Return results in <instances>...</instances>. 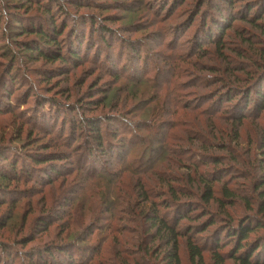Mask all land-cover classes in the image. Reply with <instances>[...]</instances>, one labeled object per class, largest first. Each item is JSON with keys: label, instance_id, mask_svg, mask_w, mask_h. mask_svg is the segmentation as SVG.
<instances>
[{"label": "rangeland", "instance_id": "rangeland-1", "mask_svg": "<svg viewBox=\"0 0 264 264\" xmlns=\"http://www.w3.org/2000/svg\"><path fill=\"white\" fill-rule=\"evenodd\" d=\"M34 1L21 13L0 8L4 19L0 25V175L10 177L7 182L0 179V188L15 194L14 201L8 194L0 206V264H27L33 250L48 246L69 253L57 252L56 258H44L43 263L40 258L32 260L37 264H134L137 260L161 264L166 249L160 241H150L156 230L146 220L152 204L170 224L178 221L176 210L194 205V219L182 221L179 230L190 232L203 247L226 225L260 219L257 186L264 174V111L254 104L239 123L229 103L219 114L202 104L216 103L219 92L225 95L231 90L239 95L251 89L256 96L257 83L264 77V18L260 19L264 0H68L62 4L64 15H53L59 30L69 25L59 38L65 44L62 62L26 56L17 48H24L35 36H21L15 26L10 27L12 14L28 26L52 30V17L47 15L51 2ZM53 11L57 12L55 7ZM215 20L230 24L222 42L216 41L220 35L213 37V43L225 46L223 53L210 41L205 43L207 57L195 56V37L203 36L204 27L213 28ZM99 27L110 33L103 35ZM71 31H76L72 46L79 49L78 61L69 57ZM8 47L21 59L16 68L3 54ZM135 50H141L143 60ZM177 56L184 61H176L174 71L172 61ZM180 98L195 108L181 110ZM41 100L55 102L40 107ZM119 117L129 126L109 125L108 142L119 145L115 154L97 149L90 154L83 143L89 131L72 123ZM152 119H157V126L164 121L167 136L151 127ZM183 122L189 137L198 138L195 142L183 141L187 138ZM115 131L118 138L112 142ZM77 138L83 141L76 143ZM184 148L193 154L184 155ZM198 155L213 164L203 165ZM38 158L46 162L37 165ZM194 160L201 175L209 174L214 180L224 176L222 183L214 184L215 200L209 205L203 201L202 181H186L189 175L196 176ZM15 162L19 169L12 173ZM53 164L60 171L47 179L45 168ZM224 185L237 196L220 205ZM174 189L179 191L177 197L172 195ZM136 203L140 206L132 214L129 207ZM165 205L173 206L171 215ZM38 218L52 222L47 232L39 233ZM214 220V226L198 233ZM259 237H264V230L252 234L250 242ZM137 241L143 245L138 247ZM179 243L182 261L191 264L187 239ZM204 258L205 264H213L208 251Z\"/></svg>", "mask_w": 264, "mask_h": 264}, {"label": "trees", "instance_id": "trees-1", "mask_svg": "<svg viewBox=\"0 0 264 264\" xmlns=\"http://www.w3.org/2000/svg\"><path fill=\"white\" fill-rule=\"evenodd\" d=\"M49 2H51L52 7L48 9V13L47 15L51 18V26H52V30H50V28H46L45 26H37L36 24H31V25H26L25 21L23 20V18H21L19 15H14L12 14L11 16L14 18L11 21V26H15V29L19 30V35L21 36H25V35H29V34H33L35 36V39L30 41V42H25L24 44V48L21 47V45H17L18 49H23V51H25V55L26 56H30V57H34L36 56L37 59H44V60H50L51 62H56V61H64L66 59V55L63 54V49L65 47L62 46V42L59 41V38L64 36V33L66 31V29H68L69 25L65 24L64 29L59 30L56 24V18L53 16L55 13L60 14V15H64V13L62 12L64 10L63 8V3L66 4V2L68 0H48ZM229 1V0H228ZM33 3L35 4L34 0H0V8L2 10H4L5 8H9V10H17L18 13H21V11H28ZM54 7L55 10L57 12H54ZM233 7V6H232ZM52 9V11H51ZM251 9V8H250ZM59 15V16H60ZM264 18V13L261 14L260 19ZM3 18H0V25L3 24ZM7 21V20H5ZM247 22H250L249 19L246 18ZM8 21L5 23L7 24ZM250 23H253L254 25H258V22H254L251 21ZM211 24L213 25V28H209V30H207L204 27V31H203V36H196L193 44H192V48H193V52L195 56H199L200 58H205L207 57L208 54V50L205 48L206 45L205 43L207 42H212L213 43V37H217L220 35L219 38L216 39L217 42H219L221 40V38L224 37L225 33H226V29L230 26V24H227V22H223V20H219V21H212ZM37 26V27H36ZM9 27V28H10ZM98 30L103 34H108L110 33V29L107 28H102L99 27ZM12 32V31H11ZM76 32V31H75ZM74 31L69 34L67 36V42L68 47H69V57L70 59H72L73 61H78L79 57H80V53H79V49L78 48H73L72 46V37L75 33ZM216 32V33H215ZM16 33V32H15ZM219 33V34H218ZM13 34V33H12ZM77 44L79 43V48H81L82 46V42L78 40L77 37ZM204 42V43H203ZM213 43L214 45L217 46V50L220 53H223V50L225 49L224 45H219V43ZM222 42V41H220ZM129 44V43H128ZM60 46V47H59ZM129 47V45H128ZM127 47V50H129V48ZM192 48L187 49L191 50ZM137 51V56L138 59L141 61L143 60V58H141V50H135ZM179 50L176 51V55H178ZM4 55H6V57H10L11 61H12V65H14V68H16V66L20 63L21 59L18 56V54L16 52H14L13 50H11V48H6V51L3 52ZM178 58L175 59V61H172L173 67H174V63L178 60L184 61L183 58H179L180 56H177ZM150 60H148L149 62ZM168 63V62H167ZM172 67V69H173ZM197 68H199V66H197ZM204 68H200V71H202ZM212 71H215L214 68H211ZM174 71H175V67H174ZM10 77H13V72H8ZM176 73L172 72V77L175 78ZM12 85H16L17 83V78H13ZM208 81H205L204 83H202L201 85H206ZM186 84V83H185ZM184 85V84H182ZM256 92V96H254L256 99H253V93L251 91V89H248L247 91H243L240 92L239 95H237L238 93H235V91H230L228 94L222 95L221 92H219L216 96H215V101H212V104H210V102H204L202 104V107L205 105H209L208 108H206L207 110H210L213 114L214 113H221V110L225 107L226 104H230L233 106L234 110H235V119L237 122L241 123L243 122V120H245L247 118V113L250 111V107H252L254 104H257V107H259V111L263 112L264 111V77H262L259 82L257 83V88L255 89ZM219 99V100H218ZM258 99V100H257ZM109 100V99H108ZM108 100H106V103L108 102ZM221 100V102H220ZM220 103H219V102ZM236 101V104L233 105ZM47 102V101H46ZM55 101H48L47 104H51ZM174 103V105H177L176 100L172 101ZM40 107H43L45 104V100H41L39 103ZM45 104V105H47ZM178 104L181 107V110H185V109H191L193 110L195 107H193V105L190 103L188 105V102H183V100H181V98L179 99ZM220 104V105H219ZM185 105V106H184ZM211 105V106H210ZM224 105V106H223ZM197 109V108H196ZM199 110V109H198ZM202 111H206V110H202ZM216 111V112H215ZM223 111V110H222ZM50 112V111H49ZM42 114V118L44 116V114L46 112H44L43 110L40 112ZM204 113V112H202ZM229 113V111L227 112V114ZM77 120H74L72 123L75 127H79L81 128L83 131L88 130L89 131V136H85V140H84V147L86 150H88V152L92 155L94 154V151H103L105 153H113L115 154L118 151L117 146L119 145H111L112 143L108 142L109 139V132L111 133V130L109 129V125H112V122H118L119 124H121L122 126H125L128 128V122L127 123H123L119 118H114L113 120H93V119H83L81 121H79L78 123H76ZM152 124L151 127L153 126L156 130L160 131L159 133H161L162 135H166V124L164 125V121L163 122H159V125L157 126V119H152ZM131 123V122H130ZM187 124H191V122H187ZM132 126V129H134L135 126H133L134 124H130ZM170 125V124H167ZM182 127L184 129H186V133L185 135L187 136V138H185L183 141H186L188 143H193L195 142V140H197L198 138H190L189 135L190 133L188 132L189 128L188 126H185V122L181 123ZM72 126V125H71ZM145 130H147L148 125H144ZM131 134V132H130ZM118 133L117 131L114 132L113 136H112V142L115 141L118 137ZM166 138V137H165ZM83 138L81 139H76V143H80ZM205 140H207V138L205 137ZM204 142V140H202ZM122 142V141H121ZM143 142H145L143 140ZM115 143V142H114ZM79 146V144H78ZM148 148V147H147ZM97 149V150H95ZM187 148H184L182 152L184 155H190L193 154L192 151L190 150L189 152H186ZM58 155V154H57ZM52 158L56 155H51ZM61 155H58L57 157H59ZM8 157V156H7ZM41 158H45V157H41ZM50 158V156H47L45 159ZM185 158V157H184ZM187 158H189L187 156ZM9 158H4L3 160H8ZM198 159L202 160L201 163L203 165L208 166V164H213V160H208V158L202 156V155H198ZM35 164L37 165H42L46 162V160H42L39 158L34 160ZM180 161H182L180 159ZM8 163V162H6ZM200 164H197V162L194 160V174H196V176H192L189 175L187 177V182H193L196 179H199L200 181H202V184L204 185V193H203V201L205 204L209 205L212 201L215 200V195H214V184L215 183H222L224 176L221 175L219 178L217 179H213L208 176L209 174H203L201 175L199 173L198 168ZM12 166V173L17 172V170L19 169V163L17 164L16 162L14 164L11 163ZM56 164H53L51 166H49V168H45L46 172L45 174L48 175L47 179L52 178V176L56 175L60 170L58 168H56ZM24 170V169H23ZM23 172H26L25 170ZM25 174V173H24ZM58 175V174H57ZM102 175V173L100 174ZM0 179L2 182H7V179L9 177V174H2L0 175ZM27 176V175H25ZM198 176V177H197ZM41 177V176H40ZM10 178V177H9ZM15 179H20L19 177H17V175L14 176ZM53 179V178H52ZM49 180L50 183H52L53 180ZM257 189L260 190L259 192V197H260V204L258 206V211L257 214L260 216V219L257 218H248L245 220H241L239 221L236 225H226L223 228H221L220 231L217 232V234H215L213 237L209 238V242L207 243V245H205L204 247L202 245H199L198 243H196L194 241V238L191 237V233H187V234H183L180 230H179V226L181 224L182 221L185 220H193L194 218H192V214L194 212L197 211V209L195 208L194 205H188V206H183L180 207L178 210H176V219L178 220L176 223L174 224H170L167 221V216H163L161 210H159L158 206H156V204H152L150 206L149 209V214H147V221L149 220V227L150 229L156 230V233L154 234L153 238L150 240L151 242H157L160 241L163 245V247H165L166 251L165 253H163L162 259H161V264H184V262L182 261L181 255H180V243L179 240L181 238H186L187 239V245H188V252H189V262L191 264H205V258H204V253L206 251H208L211 256H212V261L213 264H227L228 261H233L235 264H264V237H259L256 240H254L253 242H250V237L252 234L264 230V174L263 177L260 179L259 182V186H257ZM223 193H224V200H218V203L220 205L225 203V200H230L233 199L234 196H237L234 192H231L226 185H224L223 187ZM8 194H12V199L14 201L15 198V194L13 191H9V190H5L0 188V206L3 204V201L6 200L7 195ZM174 197H177L179 195V191H176L174 189V192L172 194ZM147 199V198H145ZM140 205L137 203L135 204V206H133V208L129 207V209H131L130 211H132V214H136V207H139ZM166 210L168 211V215L170 212V209L173 208V206L171 207L170 205H165ZM166 213V212H165ZM138 216H141L140 214ZM145 216V217H146ZM175 219V220H176ZM217 220H214L212 222H210V226H205L202 228H199L198 233L200 234L203 232H206L211 226H214L216 224ZM50 221H47L45 218H38L36 225H37V229L40 230V234L47 232L49 227L51 226ZM2 225V224H1ZM194 231V229L192 230ZM142 242H138V247H141L143 244ZM212 245L211 247L209 245ZM67 248H71V247H67ZM66 248V249H67ZM9 252V250H4ZM70 251V250H69ZM60 253V255H67L69 252L67 251H63L65 252V254L63 252H61V250L57 247L54 246H48L45 247L43 249H39V250H33L30 253V257H29V261L27 262V264H37L38 260L33 261L32 259L36 258L39 259L40 258V262H42V260L48 259V257L51 258H56L55 254L56 253ZM4 253V252H3ZM155 252L152 254L154 255ZM11 255V254H10ZM155 256H158V254H156ZM8 260H10V256H7ZM7 264V262H6ZM134 264H148L145 263L144 261L142 262L141 260H137L134 262Z\"/></svg>", "mask_w": 264, "mask_h": 264}]
</instances>
